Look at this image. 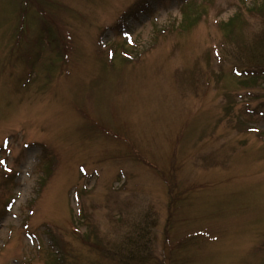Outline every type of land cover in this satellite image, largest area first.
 <instances>
[{
	"label": "rangeland",
	"instance_id": "rangeland-1",
	"mask_svg": "<svg viewBox=\"0 0 264 264\" xmlns=\"http://www.w3.org/2000/svg\"><path fill=\"white\" fill-rule=\"evenodd\" d=\"M259 2L0 0V264H264Z\"/></svg>",
	"mask_w": 264,
	"mask_h": 264
},
{
	"label": "trees",
	"instance_id": "trees-1",
	"mask_svg": "<svg viewBox=\"0 0 264 264\" xmlns=\"http://www.w3.org/2000/svg\"><path fill=\"white\" fill-rule=\"evenodd\" d=\"M260 4V7L262 6L264 8V0H260V2L258 3ZM261 14H264V10L261 12ZM233 21V18H230L226 21V25H231ZM261 27L264 32V19L263 21H261ZM262 36V37H261ZM259 37V39L257 38L256 40H254V42L251 44L253 45L252 48L257 49L260 47L264 48V33L263 35H261ZM261 54H264V50L261 51ZM234 65L238 66V62L233 63ZM235 66V67H236ZM243 66V65H242ZM264 66V65H261ZM251 66H243L240 69V73L239 76H243L242 80H248L251 82L254 81L255 79H257L258 77L260 78H264V73L262 71H260L259 69L253 68ZM238 71L237 68H234V72L236 73ZM238 74V73H236ZM238 76V75H237ZM241 80V81H242ZM141 230L140 225L139 226H135L133 228L134 232H131L132 234H128L127 236H125V238H122L121 240L117 241L116 243H118V245H112L111 247H107L106 248V254L107 256H109V258H117V260L123 262L125 264H130L136 261H141L143 264L144 261L149 260V248L147 245L144 244L145 242V238L148 237L147 229ZM147 246V247H146ZM52 255V254H51ZM54 264H59V258H63L61 257L58 253H54ZM60 256V257H58ZM58 259V260H57ZM145 259V260H144ZM145 264V263H144Z\"/></svg>",
	"mask_w": 264,
	"mask_h": 264
}]
</instances>
